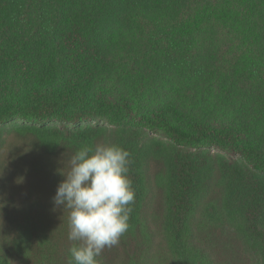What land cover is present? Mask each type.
<instances>
[{
    "label": "trees",
    "instance_id": "1",
    "mask_svg": "<svg viewBox=\"0 0 264 264\" xmlns=\"http://www.w3.org/2000/svg\"><path fill=\"white\" fill-rule=\"evenodd\" d=\"M19 121V134L73 155L114 127L130 154L129 223L161 154L142 153V139H167L165 228L178 252L218 169L222 207L264 264V0H0V127ZM214 147L230 161L203 150Z\"/></svg>",
    "mask_w": 264,
    "mask_h": 264
},
{
    "label": "rangeland",
    "instance_id": "2",
    "mask_svg": "<svg viewBox=\"0 0 264 264\" xmlns=\"http://www.w3.org/2000/svg\"><path fill=\"white\" fill-rule=\"evenodd\" d=\"M23 125L19 121L0 127V255L10 264H68L73 243L67 238L68 211L54 210L52 198L64 179L62 171L66 174L70 168L73 154L50 151L32 136L19 134ZM113 129L110 127L98 144H113ZM142 144V153L150 154V144L161 150L160 160L153 158L147 164L146 199L137 221L128 222L120 243L105 248L97 257L98 264H260L241 216L233 214L232 218L222 207L224 178L218 169L198 194L197 210L191 218L194 234L185 239L184 253L178 252L165 228V161L174 150L167 139L155 134L144 135ZM203 150L212 158L230 161L219 147ZM232 159L240 163L238 156ZM207 207H215L213 225L199 228L201 221L208 219ZM203 251L210 262L205 261Z\"/></svg>",
    "mask_w": 264,
    "mask_h": 264
},
{
    "label": "clouds",
    "instance_id": "3",
    "mask_svg": "<svg viewBox=\"0 0 264 264\" xmlns=\"http://www.w3.org/2000/svg\"><path fill=\"white\" fill-rule=\"evenodd\" d=\"M129 155L117 144L84 146L62 171L52 202L54 210L68 211V264H98L104 249L117 246L127 232L135 200Z\"/></svg>",
    "mask_w": 264,
    "mask_h": 264
}]
</instances>
